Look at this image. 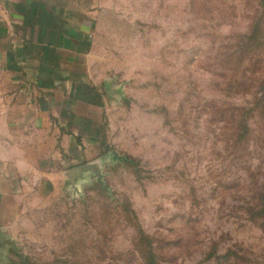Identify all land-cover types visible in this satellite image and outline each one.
I'll return each mask as SVG.
<instances>
[{"label":"rangeland","instance_id":"rangeland-1","mask_svg":"<svg viewBox=\"0 0 264 264\" xmlns=\"http://www.w3.org/2000/svg\"><path fill=\"white\" fill-rule=\"evenodd\" d=\"M95 1L94 141L0 264H264L261 0Z\"/></svg>","mask_w":264,"mask_h":264},{"label":"crops","instance_id":"crops-1","mask_svg":"<svg viewBox=\"0 0 264 264\" xmlns=\"http://www.w3.org/2000/svg\"><path fill=\"white\" fill-rule=\"evenodd\" d=\"M96 2L0 0V242L29 191L51 185L52 166L62 182L94 141L103 97L87 79L86 61L101 13Z\"/></svg>","mask_w":264,"mask_h":264},{"label":"trees","instance_id":"trees-1","mask_svg":"<svg viewBox=\"0 0 264 264\" xmlns=\"http://www.w3.org/2000/svg\"><path fill=\"white\" fill-rule=\"evenodd\" d=\"M261 5L264 6V0H261ZM257 101H258L257 102L258 105L264 103V90H263V93L259 96ZM260 203L262 206V213L264 214V192L260 197ZM144 261H145V264H157L155 255L154 253H152L151 250H149L146 254H144Z\"/></svg>","mask_w":264,"mask_h":264},{"label":"water","instance_id":"water-1","mask_svg":"<svg viewBox=\"0 0 264 264\" xmlns=\"http://www.w3.org/2000/svg\"><path fill=\"white\" fill-rule=\"evenodd\" d=\"M85 167H83V171H84ZM80 169H75L73 171H71L72 175H76L77 173H80ZM11 245L10 242L8 240H5L3 242H0V250H3L5 247Z\"/></svg>","mask_w":264,"mask_h":264}]
</instances>
